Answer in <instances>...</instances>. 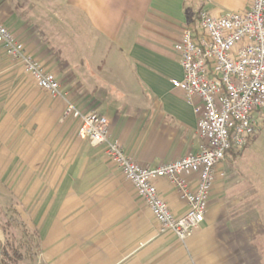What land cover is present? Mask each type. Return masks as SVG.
<instances>
[{
	"label": "crops",
	"instance_id": "0c3cea01",
	"mask_svg": "<svg viewBox=\"0 0 264 264\" xmlns=\"http://www.w3.org/2000/svg\"><path fill=\"white\" fill-rule=\"evenodd\" d=\"M250 3L0 0V20L69 101L105 116L128 157L157 166L200 145L193 106L171 83L183 77L173 48L183 28L200 10L219 16ZM4 56L0 46V82L7 83L0 87V179L9 180L15 208L38 236V264H264V218L251 178L234 168L245 149L217 167L204 220L181 242L159 232L103 149L78 135L75 120L63 119V99L35 84L34 92L13 89L15 64ZM184 177L194 185L195 174ZM156 186L175 217L186 212L168 179Z\"/></svg>",
	"mask_w": 264,
	"mask_h": 264
},
{
	"label": "built area",
	"instance_id": "2783aa9c",
	"mask_svg": "<svg viewBox=\"0 0 264 264\" xmlns=\"http://www.w3.org/2000/svg\"><path fill=\"white\" fill-rule=\"evenodd\" d=\"M0 46L36 87L63 99V119L78 123V135L105 156L133 185L159 224V232L171 233L181 242L204 220L217 167L229 151L248 145L264 118V0H251L247 10L215 16L200 10L193 25L185 26L173 48L183 71L171 80L197 116L199 150L157 166L141 165L128 157L109 134L105 116L83 112L69 101L61 84L38 60L30 56L0 20ZM186 173L196 175L194 185ZM166 178L187 202L186 212L175 217L158 193L156 181Z\"/></svg>",
	"mask_w": 264,
	"mask_h": 264
},
{
	"label": "rangeland",
	"instance_id": "374dc122",
	"mask_svg": "<svg viewBox=\"0 0 264 264\" xmlns=\"http://www.w3.org/2000/svg\"><path fill=\"white\" fill-rule=\"evenodd\" d=\"M14 69L17 80L13 89L18 92H34V83L22 68L15 64ZM6 84L4 79L0 87ZM251 143L236 159L234 168L251 178L249 182H252L251 186L256 193L255 209L264 218V123L259 124L258 136ZM8 181L0 179V246L7 252L6 264H38V236L26 227L23 212L15 208L14 189L7 186Z\"/></svg>",
	"mask_w": 264,
	"mask_h": 264
},
{
	"label": "trees",
	"instance_id": "16d2710c",
	"mask_svg": "<svg viewBox=\"0 0 264 264\" xmlns=\"http://www.w3.org/2000/svg\"><path fill=\"white\" fill-rule=\"evenodd\" d=\"M256 137V134L253 136V138L251 139L250 143L253 141V139ZM250 143L248 145H246L245 147H243L242 149L236 151V154L235 155H238L241 151H243L246 147H248L250 145ZM232 151H229L228 153H231ZM227 153V154H228ZM226 154V155H227ZM7 256V252L5 249H3L1 246H0V264H6V257Z\"/></svg>",
	"mask_w": 264,
	"mask_h": 264
}]
</instances>
